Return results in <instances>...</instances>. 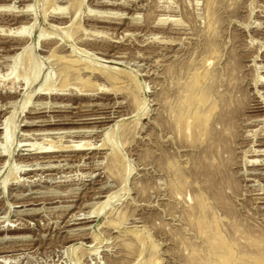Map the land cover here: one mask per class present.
Instances as JSON below:
<instances>
[{"label":"rangeland","instance_id":"1","mask_svg":"<svg viewBox=\"0 0 264 264\" xmlns=\"http://www.w3.org/2000/svg\"><path fill=\"white\" fill-rule=\"evenodd\" d=\"M209 2L0 0V264H216L192 226L203 195L208 231L264 242V0H218L214 34ZM68 59L98 74L65 83ZM207 69L212 139L185 140L171 90Z\"/></svg>","mask_w":264,"mask_h":264},{"label":"bare ground","instance_id":"2","mask_svg":"<svg viewBox=\"0 0 264 264\" xmlns=\"http://www.w3.org/2000/svg\"><path fill=\"white\" fill-rule=\"evenodd\" d=\"M210 2H209V8L207 9L208 10V16H209V28L211 29V31H213L212 33L214 34L215 32L214 31H216L214 28H215V25L216 24H218V22H219V18L217 17V12H216V9H215V5H216V2L218 1V0H209ZM20 29V28H19ZM28 32V29L27 28H25V27H21V29L20 30H18V32L17 33H19V34H26ZM41 37V36H40ZM210 42L211 41H209V44L208 45H211L210 44ZM212 43V45H214L213 44V41L211 42ZM210 47V52L209 53H213V55L214 56H218L217 55V49H215L214 50V46H209ZM209 47H208V49H209ZM213 47V48H212ZM32 48V47H31ZM31 48L28 46L27 47V52L30 54L31 52L30 51H32L31 50ZM215 48H216V46H215ZM26 50H24V51H26ZM205 51V50H204ZM28 54V55H29ZM208 54V53H207ZM30 56H32V54L30 55ZM21 57V55H17L15 58V63H14V67H12L13 68V72H15V75L16 74H18L17 73V68H18V61H19V58ZM27 57V56H26ZM32 58V57H31ZM213 58V57H212ZM77 59V58H76ZM29 60V59H28ZM27 60V62H28V64H25V65H28V66H26L25 68H28V70L29 69H31V74H30V72L28 73V70L26 71V72H24L25 73V76H23L22 75V80H21V82H23L22 84H24V87H27V88H29L30 86H32L33 85V83L36 81V79H37V77L39 76L38 74H40L39 72H41L40 70H41V67L37 64V63H35V62H32V60H30V62ZM69 60V59H68ZM25 61V60H24ZM81 63V62H80ZM84 62H82L81 64H78V61H76V60H69L68 62H66V63H64L63 62V64L62 65H60V70H61V73L63 74V81L66 83L67 82V80L68 79H70V78H72L73 76H74V78H76L75 77V75L76 74H81V73H84V72H87L89 75H92L93 76V74H96L97 73V68L95 67V65L92 67V66H88V65H85L84 67H81V66H79V65H82ZM37 64V65H36ZM85 64H88V63H85ZM96 69H95V68ZM97 67H99V66H97ZM194 67V66H193ZM199 68V67H198ZM197 69V68H196ZM199 70V69H198ZM208 70V69H207ZM103 71V70H102ZM196 71V70H195ZM194 71V72H195ZM206 71V70H205ZM208 71H210V72H208ZM207 72H205L204 74H200V75H195L194 74V72H193V77L192 78H194V76H197V78H195L194 80H190V79H192V78H190L189 79V81L188 80H186V79H184L185 81H183L182 82V77H181V83L180 84H182L176 91H173L172 92V90H171V93L174 95V97L172 96V98H173V102L172 101H170V113H171V120H173V122H175V126H176V130L177 131H179V133L180 134H182L183 135V139H189L190 137L191 138H196V140L198 139L199 141L200 140H202L203 138L205 139L206 138V140H207V137H208V139H209V137H210V139H212V135H211V132L213 133V128L214 127H210L209 126V128H208V122L210 123L211 122V120L209 121V119H211L210 118V115L213 113V111H214V107H215V104H214V99H211L212 97H210V95L208 94V92H205V90H202V85H201V82H203L204 83V80L205 79H207L208 78V76L210 75L211 76V70L209 69ZM191 72V73H192ZM197 72V71H196ZM195 72V73H196ZM200 72V71H199ZM199 72H197V73H199ZM23 73V74H24ZM105 73V72H104ZM202 73V72H201ZM216 73V72H215ZM12 75L14 74V73H11ZM28 74H29V76H28ZM98 74V73H97ZM212 74H214V72H212ZM14 75V76H15ZM86 75V74H85ZM106 75V74H105ZM13 76V77H14ZM19 76V75H18ZM77 76V75H76ZM98 76V75H97ZM107 76V75H106ZM209 76V77H210ZM214 77H215V74L213 75ZM20 77V76H19ZM80 77V76H79ZM82 77H84V76H82ZM116 77H118V76H116ZM15 78H18L17 76L15 77ZM14 78V79H15ZM87 78V77H86ZM85 78V79H86ZM107 78H109L110 80H112V82L114 83H116L119 79L118 78H115L114 76H112V75H109ZM177 78V77H176ZM175 78V79H176ZM187 78V77H186ZM200 78V79H199ZM48 79V78H47ZM46 79V81H45V83L42 85V86H40L41 88L40 89H38L39 91L38 92H40V91H52V87H49V85H51L50 84V82H48V80ZM77 79V78H76ZM80 79H81V77H80ZM88 79V78H87ZM86 79V80H87ZM209 79V78H208ZM207 79V80H208ZM212 79V78H211ZM79 80V79H78ZM179 80V81H180ZM82 81H85V80H83V78H82ZM174 81V80H173ZM172 81V82H173ZM176 81H178V78H177V80ZM91 82V81H90ZM89 82V83H90ZM119 82V81H118ZM175 82V81H174ZM173 82V83H174ZM206 82V81H205ZM209 82H211V80L209 81ZM176 84V83H175ZM178 84V83H177ZM210 84V83H209ZM20 85V84H19ZM22 86V85H21ZM210 86H212L211 84H210ZM20 88V87H19ZM18 88V89H19ZM177 88V87H176ZM205 88V87H204ZM206 88H208V86L206 87ZM23 89V88H22ZM210 89H211V87H210ZM207 91H209V89L207 90ZM42 93V92H41ZM45 93H47V92H45ZM44 92H43V94H45ZM175 93V94H174ZM40 94V93H39ZM171 94V95H172ZM213 94V93H212ZM214 96V95H213ZM224 97V96H223ZM29 98H31L30 96H28L27 98H26V100H25V102H23L24 103V105H23V110L25 109V107H26V105H27V103L29 102L28 100H29ZM221 98V97H220ZM170 100H171V98H169ZM223 99V98H222ZM169 101V100H168ZM135 102H136V99H135ZM167 102V101H166ZM172 102V103H171ZM166 104H169V103H166ZM216 104H218L217 102H216ZM222 106V105H221ZM222 108V107H221ZM15 111V110H14ZM217 111V110H216ZM216 111H214V113L216 112ZM221 111V110H220ZM13 114L15 115V112L14 113H12V115H10L9 117H6L5 118V120H4V122L2 123V125H1V127H0V131H1V133H2V137H3V140H4V142H5V145H7L9 142H10V140H11V138H12V133H13V129H14V126H12V124H13V122H14V117H13ZM223 114V113H222ZM222 116V115H221ZM219 117V116H218ZM13 118V119H12ZM217 119V118H216ZM219 119H221V117L220 118H218V121H222V119L221 120H219ZM13 121V122H12ZM31 123V122H30ZM219 123V122H218ZM1 124V123H0ZM210 125V124H209ZM212 125V124H211ZM226 125V124H225ZM225 125H224V129H225ZM0 133V134H1ZM106 136H108L109 137V134L108 135H105V140H104V142L107 144V137ZM110 137H111V135H110ZM109 137V138H110ZM203 139V140H204ZM192 140V139H191ZM205 140V141H206ZM195 140H193V142H194ZM219 141V140H218ZM3 142V143H4ZM113 142V141H112ZM111 141H110V143H112ZM202 142V141H201ZM209 142V140L207 141V143ZM212 142V141H211ZM114 143V142H113ZM210 143V142H209ZM214 144H216L215 142H213ZM109 144V143H108ZM116 144V143H115ZM204 144V143H203ZM210 144H212V143H210ZM112 145V144H111ZM209 145V144H208ZM110 146V145H109ZM115 146V145H114ZM214 146V145H213ZM112 147V146H111ZM197 147V146H196ZM50 148V147H49ZM114 148V147H113ZM212 148V147H211ZM214 148V147H213ZM51 149V148H50ZM50 149H48L47 151H48V153H49V150ZM111 149V148H110ZM115 149H117V148H115ZM208 149V148H207ZM112 150V149H111ZM47 151H42V153H45V152H47ZM52 151V150H51ZM50 151V152H51ZM117 151H119V150H117ZM56 153V151H53L52 153ZM112 152V151H111ZM204 152V151H203ZM218 152V151H217ZM205 153V152H204ZM116 154V153H115ZM119 154V153H118ZM218 155V154H217ZM119 157H120V155H119ZM217 157V156H216ZM214 159V158H213ZM206 160V159H205ZM120 161V160H119ZM174 162V161H173ZM214 162V161H213ZM215 163V162H214ZM113 164V163H112ZM173 164V163H172ZM213 164V163H212ZM175 165V164H174ZM112 166V165H111ZM114 166H116V163H114ZM173 166V165H172ZM178 166V165H177ZM214 166V165H213ZM113 167V166H112ZM112 167H110V168H112ZM117 168V167H116ZM175 168V167H174ZM210 169V168H209ZM120 170V169H119ZM113 172V171H112ZM111 172V173H112ZM120 172V171H119ZM179 172V171H178ZM115 173V172H114ZM117 174V173H116ZM115 174V175H116ZM180 177V176H179ZM211 177V176H210ZM213 178H214V176H213ZM212 178V179H213ZM180 179V178H179ZM211 179V178H210ZM182 180V179H181ZM196 181V180H195ZM6 182V181H5ZM4 182V183H5ZM197 182V181H196ZM7 183V182H6ZM183 183H184V181H183ZM188 183H190V181L188 182ZM193 183H195V182H193ZM180 185V184H179ZM179 185H178V187H179ZM182 185V184H181ZM203 188V187H202ZM200 189V188H199ZM207 190V189H206ZM205 190V191H206ZM214 191H217V189L215 190V189H213ZM200 191H201V189H200ZM213 191V192H214ZM209 193H211V192H209ZM216 193V192H215ZM200 194H202L201 192H200ZM204 194V193H203ZM206 194H207V191H206ZM199 196V195H198ZM204 196V195H203ZM203 196L201 197V198H203ZM197 198V197H196ZM200 198V199H201ZM206 197H204L203 199H201V200H204ZM199 198H197V201L194 203L195 204V206L192 208V207H190V208H192L194 211H195V209H197V214L195 213L194 215L196 216L195 218H197V220L195 221V220H193V221H195V225L193 224L194 222L193 221H191V222H193L192 224V226L193 227H195L196 226V228H197V231H199L200 232V236L204 239V241L207 243V244H205V245H207V247H209V249H207V255H209V256H212V259H213V257L215 258V263L216 264H264V252L262 251V250H260L261 249V247L263 248L264 247V242H261L260 240H261V237L259 238V240H257V241H260V243L259 244H257V243H252V242H254V241H252V240H254V239H250V238H248V237H250V235H253L252 233L249 235L248 234V236L245 234L244 235V233L242 234H238L237 233V235L239 236V235H241V236H239V237H237V236H235V237H233V236H231V234L230 233H228V234H230V236L233 238L232 240L230 239V241H232V242H230L229 244L226 242V241H224L223 239H222V234H220V230L218 231V232H215V230H216V228L218 229V225H216V226H218V227H216V226H212V227H214L215 228V230H211V232L212 231H214V232H212L213 233V235L212 236H209V235H211V232L210 231H208L207 229H210V226L211 225H215L216 223L218 224L219 222H217L216 221V223L215 224H212V223H209V221H208V219H207V221H208V223L209 224H211L209 227L207 226V225H209L208 223H207V225H206V223H204L206 220H205V218L203 219V213L204 212H208V210H206L205 209V201L207 200H204V201H201ZM212 200L214 201V199L212 198ZM218 200H219V198H218ZM204 202V203H203ZM215 202V201H214ZM219 202V201H218ZM107 203V202H106ZM207 203V202H206ZM211 203V202H210ZM221 203H222V201H221ZM193 204V205H194ZM215 204H217V203H215ZM211 205H212V203H211ZM207 207L209 206V203H207V205H206ZM220 206V205H219ZM209 209H211V208H209ZM188 209H186V211H187ZM192 210V211H193ZM206 210V211H205ZM190 211V210H189ZM214 210H212V212H213ZM216 211H217V209H216ZM211 212V213H212ZM218 212V211H217ZM221 212V211H220ZM219 212V213H220ZM208 213H210V211L208 212ZM207 213V214H208ZM185 214V213H184ZM183 214V215H184ZM213 214V213H212ZM222 214V213H221ZM221 214H219V215H221ZM224 214H225V212H224ZM194 215H192V217L194 216ZM198 215H199V217H198ZM210 215V214H209ZM214 215V214H213ZM233 215V214H232ZM223 216V215H222ZM234 216V215H233ZM189 217V216H188ZM211 217H214V216H212L211 215ZM228 216H226V218H227ZM190 219H191V216L189 217ZM207 218V217H206ZM209 218V217H208ZM235 218V217H234ZM189 219V220H190ZM216 219V218H215ZM214 219V220H215ZM218 219H219V217H218ZM221 219H222V217H221ZM230 219H233L232 217L230 218ZM185 220H187V218L185 219ZM223 220V219H222ZM221 220V221H222ZM225 220V219H224ZM228 220V219H227ZM206 221V222H207ZM211 221H212V218H211ZM236 221V220H235ZM190 222V221H189ZM213 222V221H212ZM221 223H224L223 221L221 222ZM225 224V223H224ZM230 224L232 225V223L230 222ZM238 224H239V222H238ZM238 224H235L236 226H238ZM242 224V223H241ZM188 225V224H187ZM226 225V224H225ZM234 225V224H233ZM232 225V226H233ZM188 226H190V225H188ZM224 226V225H223ZM192 227V228H193ZM208 227V228H207ZM225 227V226H224ZM224 227H223V230H224ZM231 227V226H230ZM243 227V226H242ZM189 228V227H188ZM196 228H194L195 230H196ZM213 228V229H214ZM221 228H222V226H221ZM245 228V227H244ZM11 229H13V228H11ZM190 229V228H189ZM212 229V228H211ZM237 232H240V231H238L239 229H237V227L236 228H234ZM242 229V228H241ZM247 229V228H246ZM225 230H227V229H225ZM225 230H224V232H225ZM234 230V231H235ZM196 231V232H197ZM192 232V231H191ZM196 232H195V234H196ZM207 232H210L209 234L207 233ZM224 232H222V233H224ZM227 232H228V230H227ZM231 232V231H230ZM247 232V231H246ZM234 233H236V232H234ZM226 235L227 234H224V236L226 237ZM236 235V234H235ZM224 237V238H225ZM254 237H255V235H254ZM229 238V237H228ZM251 238H253V236L251 237ZM243 241H245V242H248V244L249 243H251V244H255L254 246V250L253 249H250V250H253V252H251L250 254L248 253V251H250V250H248L246 253H245V247L247 246H245V244H244V249L243 250H245L244 252H241V248L240 247H242V245L241 244H239L240 242L242 243ZM252 241V242H251ZM256 241V238H255V242H257ZM204 242V243H205ZM245 242H243V243H245ZM235 244H236V246H235ZM239 245H241V246H239ZM143 246V245H142ZM234 246H235V248H234ZM248 246H250V244L248 245ZM238 247V248H237ZM195 248H196V246H195ZM249 248H251V247H249ZM246 249H248V248H246ZM197 250H198V248H197ZM201 250V249H200ZM242 250V251H243ZM192 251V250H191ZM193 252V251H192ZM199 252H201V251H198V253ZM197 253V254H198ZM201 253H203V251L201 252ZM248 253V254H247ZM142 254H144V253H142ZM191 254V253H190ZM194 254V253H193ZM196 254V253H195ZM196 254V255H197ZM204 254V253H203ZM201 255V254H200ZM205 255V254H204ZM141 256V255H140ZM192 256V255H191ZM190 256V257H191ZM203 256V255H202ZM142 257V256H141ZM199 256L197 255L196 257H195V259H197ZM204 257V256H203ZM191 258H193V257H191ZM201 259H202V257H200ZM205 258V257H204ZM208 258V257H207ZM204 259V260H208V259ZM190 259V258H189ZM194 259V258H193ZM193 259H191V260H193ZM186 260V259H185ZM188 260V259H187ZM139 261V260H138ZM137 261V262H138ZM190 260H188V262H189ZM201 261H203V260H201ZM210 262H211V260H209ZM208 261V262H209ZM136 262V263H137ZM191 262V261H190ZM192 262H194V263H196V262H199L198 261V259H197V261L195 260H193ZM144 263V262H143ZM194 263H192V264H194ZM206 264L205 263V261L204 262H201L200 264ZM214 263V262H213ZM146 264V263H145ZM191 264V263H190ZM197 264V263H196ZM207 264H209V263H207ZM211 264V263H210Z\"/></svg>","mask_w":264,"mask_h":264}]
</instances>
